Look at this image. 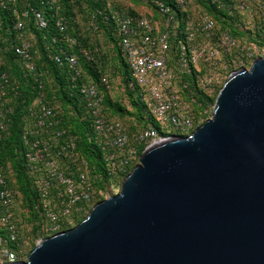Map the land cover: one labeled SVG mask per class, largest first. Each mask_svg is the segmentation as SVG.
Wrapping results in <instances>:
<instances>
[{
    "label": "built area",
    "instance_id": "1",
    "mask_svg": "<svg viewBox=\"0 0 264 264\" xmlns=\"http://www.w3.org/2000/svg\"><path fill=\"white\" fill-rule=\"evenodd\" d=\"M139 1L150 6L151 12L136 16L112 9L89 15L94 31L100 30V17L118 39L129 72L127 86L145 105L147 125L135 133L128 124L106 114L100 87H109V80L103 77L101 83L96 82L84 69L82 58L101 73L96 66V52L68 32V20L60 13L61 0L42 1L58 30L50 36L52 44L46 47V56L66 76L65 90L77 99L83 117L89 119L107 175L112 178L128 174L140 161L139 146L147 149L174 135L192 134L198 128V108L202 109L203 102L221 90L232 74L247 68L253 57L248 42L203 12L200 2L227 12L235 28H241L239 19L248 18L254 29H264V0ZM5 12L11 20L9 33L14 37L6 38L10 39L9 45L0 47V51L14 52L22 62L24 76H31L28 81H33L36 90L34 101L24 109L21 142L27 175L38 196L34 204L39 215L36 224L42 226L44 235L52 236L94 207L97 190L88 161L77 153L76 136L65 126L58 95L48 93L38 69L41 54L30 30L49 32L51 19L26 0H0V31ZM238 30L247 33L249 28ZM251 45L254 49L255 44ZM2 66L0 60V157L2 141L9 135L16 113L15 100L20 96L19 81ZM20 220L17 194L9 185L0 158V263L21 261L27 256L29 240Z\"/></svg>",
    "mask_w": 264,
    "mask_h": 264
},
{
    "label": "water",
    "instance_id": "2",
    "mask_svg": "<svg viewBox=\"0 0 264 264\" xmlns=\"http://www.w3.org/2000/svg\"><path fill=\"white\" fill-rule=\"evenodd\" d=\"M0 264H264V53L192 134L145 149L119 193Z\"/></svg>",
    "mask_w": 264,
    "mask_h": 264
},
{
    "label": "trees",
    "instance_id": "3",
    "mask_svg": "<svg viewBox=\"0 0 264 264\" xmlns=\"http://www.w3.org/2000/svg\"><path fill=\"white\" fill-rule=\"evenodd\" d=\"M42 1L43 0H26L27 3H30L31 5L36 6L40 11L44 12V14L51 19L49 32L40 31L39 33H37L39 35V40H40V45L38 47L39 52L43 56V61L48 64V67H49V70L51 71V75L53 79H55V81L60 85V89L58 91V98L61 103V106L62 104L65 106H69V107L72 105L73 108L77 112V115L74 117V119L69 118V116L64 114L65 126L70 130L71 134L76 136L77 153L80 155V157H83L84 159L88 161L90 165V176L92 177L91 168L93 167H95V169L98 170V172L102 171L100 174L102 179L100 178V180H98L97 185L95 184L96 180H94L93 177L91 178L93 181L94 187L96 186L99 187L101 186V183L102 182L104 183V181L108 178L106 165H105V162L103 161V153L96 143L94 131L91 128L89 119H86L83 117V112H82L83 110L82 108L79 107V103L77 102V99L71 98L69 96V93H67L64 90V87L66 86V83H65L66 76L61 74V71L59 70L58 66L52 61H50L48 57L46 56L45 49L47 46L52 44L50 36L53 34H57L58 30L56 28V20L51 17L50 15L51 11L48 9L47 6L45 7V5L42 4ZM199 4L202 7H204V10H206L207 13L212 15L221 26H223L224 28H230L232 33L235 36L242 35V33L238 30V28L234 27V21L231 17L228 16L227 12H225L222 9H219L217 6L212 5L211 3L202 1ZM105 5H106L105 2H97L95 0H63L62 1V10L60 11V13L62 16H64L68 20V23H69L68 32L76 36L79 39L80 43H83V46L89 47L87 42L83 41L77 35L78 31H75L73 29L76 27L74 11L76 10V8L83 10L84 6L88 8L89 12L90 11L95 12L97 9L104 11V8L106 7ZM19 6H20L19 8L22 7L21 4H19ZM8 16H9L8 12H5L2 15L3 22H4V26H3L4 30L9 26L8 24L11 22ZM98 21H99V29L103 30L104 32L110 35L111 40L114 42L117 48L119 58L121 59V62L125 68V73H126L125 84H126L127 91L129 92L131 96H134L133 92H131V90L127 86L128 80H129V72H128V68L125 63L123 52L118 42V39L115 36H113L112 31L109 30V27L102 22V18L98 17ZM32 29L34 31H37L34 28ZM263 31L264 29L258 30L256 36L259 37L261 32ZM41 33L46 34L49 37L46 38V40H42L43 35ZM249 35L252 36V32H249ZM254 40L255 42H257V39H254ZM75 50L77 51L78 47H76ZM96 56L99 57L97 53H96ZM8 60H9L8 63H10L11 68H13V71L11 70L10 72H12L13 75L19 79L20 96L19 98L15 100L16 113L12 117V123L10 126L9 135L2 141V144H1L2 154L0 158H1V163L7 173V176L9 179V185L17 194V203L18 205H20V209L21 208L25 209L26 212L28 213V217H25L21 212V220H20L21 226H23L24 231H27L24 225L25 220L32 224L34 222L33 229L29 232V234L37 235L41 233L40 232L41 226L36 224V220H39V215L34 210V204L36 203L38 196H37L36 190L33 188L31 181L29 180V177L27 175V170L25 167V158L23 154L24 148L21 142L22 117L25 112L24 109H25V106L30 105L33 102L34 96L33 94H31V91L34 92L36 90L32 88L33 81H28L29 84L25 83L27 81L23 82L19 66L17 62L15 63L16 61L15 56L11 52L9 53ZM81 61L84 63V69L87 70L88 74L91 75L92 78L96 82L101 83V78L103 77L102 74H99L97 71H95L92 68V66H90L89 64H86L83 58ZM96 66H98V64H96ZM98 69H99V66H98ZM106 89H107L106 86L100 87V90L102 91L104 95V106H105V111L107 114V106L110 105L111 100L107 94L108 92L106 91ZM135 103H136V100H135ZM203 104L205 105L206 102H203ZM143 106L145 109L144 104ZM137 107L140 109L142 106L139 107L137 105ZM138 116L143 121V126H144L143 128H145L148 122L147 117L145 116L144 113L141 114L139 110H138ZM109 118L113 119L111 117ZM71 121L73 123L72 125L70 124ZM138 131L139 130H136V131L131 130V132L133 133L138 132ZM138 150H139V155L141 156L143 151L145 150V146H139ZM138 164L139 162L135 164V167ZM131 171H132V168L130 169L128 174ZM128 174H126L125 177ZM26 236L27 238H29L28 231L26 233Z\"/></svg>",
    "mask_w": 264,
    "mask_h": 264
},
{
    "label": "rangeland",
    "instance_id": "4",
    "mask_svg": "<svg viewBox=\"0 0 264 264\" xmlns=\"http://www.w3.org/2000/svg\"><path fill=\"white\" fill-rule=\"evenodd\" d=\"M107 3H110L113 6L123 8L126 10L134 11L139 14H146V10H150V6L147 4H143L139 0H106ZM202 8L203 12L204 7L200 6ZM192 12L193 7L190 8ZM75 13V20H76V27L78 30V35L83 41H86L87 44L91 49H94V51L97 53L99 57L96 56L97 64L99 66V70L101 71L103 77H107L109 80V87H106V91L108 92V96L111 100L110 105L107 106V114L111 118H116L119 120H122L126 124H128L132 131L140 130L143 126V121L138 116V110L140 113L145 114V109L143 106L142 100L138 97V95L131 96L129 92L127 91L125 80H126V73L125 68L121 62V59L119 58L117 48L114 44V42L111 40L110 35L104 32L103 30L94 31L90 27V18L88 16L89 10L86 6H84V9L81 10L79 8H76L74 11ZM237 24H242L241 28L247 27L249 28V31L252 32L253 36L249 35V31L241 32L242 35H240V38L248 42V44L251 46L253 52V57L251 58L250 62L247 65V68H250L252 63L254 62V59L256 57H260L264 53V31L261 32L260 36H256L257 30L254 29L253 22H249L248 18L239 19L237 21ZM241 28H238L241 30ZM254 39H257V42H255ZM260 42V43H259ZM251 44H255V48L253 49V46ZM102 77V78H103ZM220 90L209 100L206 101V104L204 107L198 108L197 114L195 116L196 125L200 126L205 121H207L209 118H211V112L214 106V103L216 101V98L219 94ZM137 94V93H136ZM136 100V103H135ZM141 107L140 109L137 107V105ZM60 110L62 112L69 116V118L74 119V117L77 115L76 110L73 107L65 106L62 104L60 105ZM145 116H147L145 114ZM72 125V121L70 122ZM164 130H167L168 132L171 131L169 128H163ZM171 133V132H170ZM176 134V132H172ZM134 163L132 165V170L135 167ZM11 166V164H10ZM102 171H99L95 169V167L91 168V175L94 180H96L95 184H98V180H100V174ZM126 174L120 175L117 177H109L104 181V183H101V186L95 187L97 190V194L95 196L94 203H98L112 195H115L119 193L121 190L122 183L124 182ZM93 203V204H94ZM92 208L88 209V211L84 213H80L74 220L72 224H69L64 230H68L70 228L76 227L82 220H84L90 213ZM21 212L25 217H28V213L25 209L21 208ZM25 227L28 231V240L29 245L27 246V256L24 258L26 261L29 257L32 250L36 247L39 241L43 240L46 237H49L51 235H43V234H29V232L33 229V224L30 222H27L25 220ZM25 229V230H26ZM27 231H25L27 233Z\"/></svg>",
    "mask_w": 264,
    "mask_h": 264
},
{
    "label": "crops",
    "instance_id": "5",
    "mask_svg": "<svg viewBox=\"0 0 264 264\" xmlns=\"http://www.w3.org/2000/svg\"><path fill=\"white\" fill-rule=\"evenodd\" d=\"M62 1L63 0H61V6H62ZM95 1H97V2H105V8H104V10H107V11H110V10H112V9H117V10H122V11H125V12H128V13H131V14H135L136 16L137 15H139V13H136V12H134V11H130V10H126V9H123V8H119V7H116V6H113V5H111L110 3H107L106 2V0H95ZM143 3V2H142ZM144 4V3H143ZM98 10V9H97ZM146 14L145 15H147L149 12H151L150 10H146ZM90 13H92L91 11L89 12V15H90ZM140 15H143V14H140ZM155 16H156V18H159V16H158V14L155 12ZM75 23H76V20H75ZM10 24H11V22H10ZM69 24V23H68ZM77 24V23H76ZM9 25V24H8ZM75 31H78L77 30V28H73ZM72 29V30H73ZM35 30H37V29H35ZM30 31H32L34 34L33 35H35V37H34V43H36L35 44V48L39 51V45H40V40H39V35L37 34V33H39L40 31H34L33 29L32 30H30ZM3 32V33H2ZM42 35H43V39L42 40H45L44 38H47V35L46 34H43V33H41ZM113 34V33H112ZM78 35V34H77ZM11 36H13V35H11L10 33H9V27H7L5 30L2 28L1 29V31H0V47H7L6 45H9V42H10V39L8 40H6V38H10ZM79 36V35H78ZM114 36V35H113ZM14 37V36H13ZM80 37V36H79ZM83 44V43H82ZM85 47H88V46H85ZM88 48H90V47H88ZM91 49V48H90ZM12 53L14 56H15V54H14V52H12V51H0V60L3 62V66H2V70H4V71H6V72H8L11 76H13V77H15L18 81H19V79L16 77V76H14L13 75V73L12 72H10L11 70L13 71V68H11V65H10V63H8L9 62V53ZM40 53V52H39ZM41 54V53H40ZM15 59H16V61H15V63L17 62V64H18V66H19V69H20V73H21V77H22V80H23V82L24 81H27V82H25V83H28L29 84V82H28V80L31 78V76H29V78L27 79L25 76H24V72H23V70H22V62L15 56ZM49 59V58H48ZM38 63H39V67H38V69H39V71H40V73L42 74V78L44 79V81L46 82V86H47V90H48V93L50 94V95H52V93H56L57 95H58V91H59V89H60V85L55 81V79H53V77H52V75H51V71L49 70V67H48V64L46 63V62H44L43 61V56H42V54H41V58L38 60ZM26 78V79H25ZM33 78V77H32ZM20 83V82H19ZM65 88H66V86L64 87V90H65ZM66 91V90H65ZM31 94H33V96H34V99H35V94H34V92L33 91H31ZM17 98H19V97H17ZM34 99H33V101H34ZM38 225V224H37ZM39 226H41V225H39ZM40 232H41V234H43L44 235V232H43V230H42V226H41V229H40ZM47 238V237H46Z\"/></svg>",
    "mask_w": 264,
    "mask_h": 264
},
{
    "label": "bare ground",
    "instance_id": "6",
    "mask_svg": "<svg viewBox=\"0 0 264 264\" xmlns=\"http://www.w3.org/2000/svg\"><path fill=\"white\" fill-rule=\"evenodd\" d=\"M128 175H129V174H128ZM128 175H127V176H128Z\"/></svg>",
    "mask_w": 264,
    "mask_h": 264
}]
</instances>
